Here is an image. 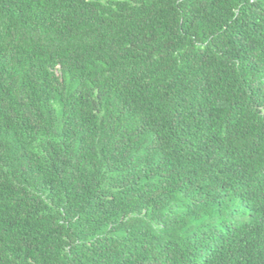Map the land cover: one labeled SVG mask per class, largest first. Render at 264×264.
I'll return each instance as SVG.
<instances>
[{
  "label": "trees",
  "instance_id": "16d2710c",
  "mask_svg": "<svg viewBox=\"0 0 264 264\" xmlns=\"http://www.w3.org/2000/svg\"><path fill=\"white\" fill-rule=\"evenodd\" d=\"M0 264H264V0H0Z\"/></svg>",
  "mask_w": 264,
  "mask_h": 264
}]
</instances>
